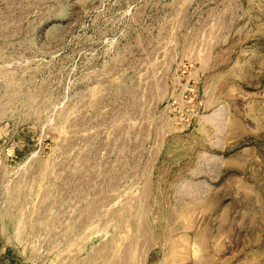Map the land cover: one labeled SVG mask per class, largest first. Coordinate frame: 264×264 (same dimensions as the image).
I'll list each match as a JSON object with an SVG mask.
<instances>
[{
  "label": "rangeland",
  "instance_id": "rangeland-1",
  "mask_svg": "<svg viewBox=\"0 0 264 264\" xmlns=\"http://www.w3.org/2000/svg\"><path fill=\"white\" fill-rule=\"evenodd\" d=\"M264 264V0H0V264Z\"/></svg>",
  "mask_w": 264,
  "mask_h": 264
},
{
  "label": "crops",
  "instance_id": "crops-1",
  "mask_svg": "<svg viewBox=\"0 0 264 264\" xmlns=\"http://www.w3.org/2000/svg\"><path fill=\"white\" fill-rule=\"evenodd\" d=\"M166 264V263H165ZM186 264H188V263H186ZM191 264H193V263H191Z\"/></svg>",
  "mask_w": 264,
  "mask_h": 264
}]
</instances>
